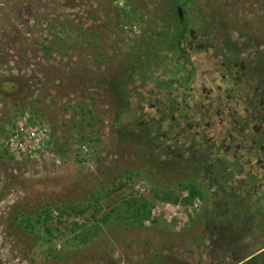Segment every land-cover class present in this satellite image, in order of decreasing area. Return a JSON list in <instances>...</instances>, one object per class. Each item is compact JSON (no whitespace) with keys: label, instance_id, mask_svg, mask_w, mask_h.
Listing matches in <instances>:
<instances>
[{"label":"rangeland","instance_id":"obj_1","mask_svg":"<svg viewBox=\"0 0 264 264\" xmlns=\"http://www.w3.org/2000/svg\"><path fill=\"white\" fill-rule=\"evenodd\" d=\"M184 1L0 0V264H264L246 154L198 163L173 145L188 118L204 123L207 88L236 84L244 49L239 87L264 76V0L183 6V66ZM240 100L249 151L264 136ZM18 120L44 132L31 156L8 141ZM192 187L202 198L182 203Z\"/></svg>","mask_w":264,"mask_h":264},{"label":"flooded vegetation","instance_id":"obj_2","mask_svg":"<svg viewBox=\"0 0 264 264\" xmlns=\"http://www.w3.org/2000/svg\"><path fill=\"white\" fill-rule=\"evenodd\" d=\"M175 13L178 19L177 30L182 32L181 35L180 32L178 35L176 33L177 36H181L177 46L178 48L184 49L180 43V40L184 42L185 36L187 35V29L185 26H183L185 21L183 18L184 13L181 5H177ZM216 41L220 42V38H216ZM244 50L245 51L239 55V63L236 64L233 62L231 65L234 74L233 80L236 84L232 86V88H224L222 92L216 95L217 97L212 98H210L212 92H210V90L207 88L205 93L208 95V97L204 101L208 102V99H210V101L207 103V106H203V104H201V110L203 112L200 113V115H204V123L200 127L197 123L193 124L188 118L187 121L184 122L183 127L178 129L179 131L177 130L178 132L175 133L173 145H176L179 148L180 144H178L177 141L184 137L186 144H181L180 146L184 148L183 154L189 160H193L198 163H213V158L211 157L212 155H218V157L215 158L217 162L224 161V159H226V152L223 153L222 150H218L217 152V147H220L221 149H227L231 152L228 153L234 155L235 157L237 151L244 152L246 155L242 156V160L246 157L249 159H246L243 162V166H239V169L242 171V173H245V177H247L248 180L244 183L242 182L243 184L241 190L244 191L247 189L248 181L249 183L254 181V185L252 183V186L249 185L248 187L250 191H253V195L250 196L249 199L252 202L250 205L253 207V211L255 212L253 214L252 222H254L255 228L259 230L260 228L264 229V191H262V189H264V143H261V146L257 148L253 147L252 150L250 149L248 151V144L246 146H242L243 140L239 139L238 136H234L233 134L234 131L239 133L242 130L238 122V116H240V120L243 121L244 119L248 118L245 108L242 107L243 115L239 108L241 101L240 99L244 98L249 100V102L245 105L252 107V112H250L248 121H250V125L251 123L253 124V127L250 129H247L248 127H246L245 130H253L255 133H261V135L264 136V76H260L259 79H257L256 76H251V82L256 85L254 88L251 87V84L247 85L246 87H239L242 78L246 76V73L244 72L245 65L241 59L243 56H248L247 54L249 53V50ZM186 53L188 55V50H186ZM178 57L179 60H182V63L185 62L182 59V54L179 52ZM185 65L186 64L184 63V66ZM225 68L228 71L229 67L226 66ZM171 118L173 126H176L177 117L174 115ZM202 129L205 130V133H201ZM207 130L211 132L210 137L206 135ZM183 132H186V136H183ZM209 149L212 150L213 154L212 152H209ZM250 154L254 158V160H252L254 162L250 160ZM176 155L179 158L182 153L177 152ZM229 195H232V193H229ZM260 236L262 237L261 241H264V233H261ZM259 250L254 251L252 254L257 253Z\"/></svg>","mask_w":264,"mask_h":264},{"label":"built area","instance_id":"obj_3","mask_svg":"<svg viewBox=\"0 0 264 264\" xmlns=\"http://www.w3.org/2000/svg\"><path fill=\"white\" fill-rule=\"evenodd\" d=\"M43 133L44 132H42V130L30 128L28 124L26 126L24 120H18L14 126L13 134L10 138H8V141H13V145H15L14 149L16 150L17 154L21 155L17 157H24L28 154L31 156L35 153V150L31 152L30 144L32 142L40 143V136H43Z\"/></svg>","mask_w":264,"mask_h":264},{"label":"trees","instance_id":"obj_4","mask_svg":"<svg viewBox=\"0 0 264 264\" xmlns=\"http://www.w3.org/2000/svg\"><path fill=\"white\" fill-rule=\"evenodd\" d=\"M178 1H179V0H178ZM191 1H192V0H185V1L181 4V7L185 6L187 3L191 2ZM183 26H185V24H184ZM183 26H182V27H183ZM179 32H180V31L177 30V35H178ZM181 33H182V32H180V35H181ZM177 35H176V48H177L178 52L182 54V59L185 61V62H183V63L188 64V63H189V56H188L187 53H186V49H185V48H184V49H182V48H178V46H177L178 43H179V38L181 37L180 35H179V36H177ZM183 66H184V65H183ZM195 197H200V198H202V195H201V193L198 191L197 188L192 187V188L189 189L188 195L182 200V203L189 204V203L191 202V200L194 199ZM164 200H167V201H173L174 203L177 202V199H176V198L173 199V200H171V199H169L168 197H166ZM147 207H148V205H146V203H141V204H140V207H139V209H138V212L141 213V215H142V219H147V218L149 217V215H150V210H149ZM45 213H46V211L44 210L45 218H46V219H49V218L46 216ZM39 217H40V216H38V218H39ZM46 231L49 233L48 230H46Z\"/></svg>","mask_w":264,"mask_h":264}]
</instances>
